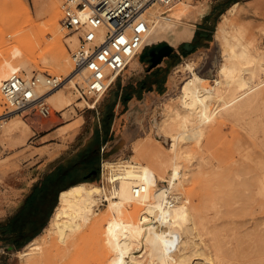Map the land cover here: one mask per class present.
Listing matches in <instances>:
<instances>
[{
    "label": "rangeland",
    "instance_id": "obj_1",
    "mask_svg": "<svg viewBox=\"0 0 264 264\" xmlns=\"http://www.w3.org/2000/svg\"><path fill=\"white\" fill-rule=\"evenodd\" d=\"M26 1L29 5V14L17 16L15 12L16 29L7 27L12 22L8 24V20L4 19L12 16L14 10L11 8L0 10V24L4 26V31H0V58H3L5 44L12 43L17 35L23 36L26 40L36 36H39L42 42L45 40L39 30L41 26H45L48 15L37 14L40 0ZM194 1L185 0V3L179 5L194 4ZM63 2L64 0L61 4L59 22L62 28V42L66 47L69 60L61 66L54 67L41 60L34 65L33 74L36 72L65 74L72 68L70 53L76 45L72 46L70 42V36L74 34L62 24ZM163 9L164 7L157 3L148 10V13L153 18L151 11L162 13ZM229 15L232 20L228 26L233 31L235 28L232 24L242 26L241 40L247 48L264 53V0H240L235 10L230 11ZM221 18L222 14L217 20L210 41L183 53L173 65L168 67L164 74L163 92L160 94L154 91L150 95L147 92L145 99L130 101L132 97L125 98L126 94L123 93L119 98L121 82L127 77L129 69L126 68L120 74L118 81L111 85L94 107H89L88 99L79 96L67 84L61 89L68 94L71 104L64 107V110L55 108L50 96L48 98L52 108L50 115L44 116L27 111L8 113L6 115L8 122H4V125H7L10 119L21 120L22 124L20 123V128L18 127L12 134H2L0 124V216L9 217L16 212L25 195L59 160L72 155L89 141L95 140L98 121L103 119L116 100L120 99V105L115 107L112 130L105 134L109 137L105 146L106 159L134 158L137 155L135 144L149 139L162 147L169 146L171 139L159 133L156 125L162 117L166 103L178 100L183 81L194 73L210 79L220 77L218 71L224 56L223 46L216 37V30ZM233 21L234 23H231ZM181 23L183 22H177L176 26ZM164 36L161 37L162 39L150 38L147 46L163 40H173L169 33L166 37ZM182 49L184 47H181ZM240 57L244 65L249 63L246 54ZM138 58L141 59L140 56ZM190 60L194 61L193 68L176 69ZM249 71L246 70V75L251 80ZM20 73L27 76L33 75H29L25 68ZM255 78V82L261 78L264 79V71ZM148 79L149 77H146L144 81ZM130 87L127 86L128 94H131ZM258 90L263 91V96L253 105L246 107L243 113L240 112L241 114L238 113L229 119L223 114L220 115L221 113L216 114L202 124L204 132L200 136V141L193 138L189 143L190 154L181 158L182 168L188 179L184 184H179V189H176L180 191L182 198H188L191 203L201 205L204 216L212 226L214 225L211 235L210 233L208 235L213 238L212 241L218 243V246L228 251L234 263L237 262L239 222L244 214L251 213L254 193V156L264 151V80L258 86ZM126 101H130L128 105H124ZM6 111L2 95L0 114H5ZM102 171L101 165V175L94 176L89 181L102 183ZM107 202L106 199L99 202L97 217L104 214ZM132 207L131 202L129 208ZM141 208L146 209L141 204L138 215L148 214ZM87 224L82 230L84 232H80L75 240L68 244L62 243L55 235L44 243L42 248L35 250L33 254L35 259L26 262V259L20 256L21 248L14 253H8L9 259L6 264H108L111 261L110 258L112 259L113 251L105 242L106 232L103 231L106 230V224L102 225V229H98L101 225L97 228V224L96 226ZM216 232L217 235H215ZM143 250V247L133 249L136 254ZM143 258L145 264H154L150 262L146 253ZM155 263L157 264L158 261L156 260Z\"/></svg>",
    "mask_w": 264,
    "mask_h": 264
},
{
    "label": "bare ground",
    "instance_id": "obj_2",
    "mask_svg": "<svg viewBox=\"0 0 264 264\" xmlns=\"http://www.w3.org/2000/svg\"><path fill=\"white\" fill-rule=\"evenodd\" d=\"M184 1L176 0L169 13L151 11L153 20L147 41L152 37H163L171 28L175 29L178 39L191 36V24L183 20L185 8L179 5ZM61 4L62 0H40L37 7L38 15H48L45 26L39 30L46 40H43L44 46L39 36L26 40L21 35L5 44L3 58H0V98L3 95L1 82L12 73L25 68L31 75L35 71L34 65L41 60L52 67L69 60L61 36ZM237 4L222 14L216 30L224 56L218 71L220 77L210 79L194 73L183 81L178 100L166 103L163 108L156 125L159 133L171 139L170 145L162 147L151 139L138 142L134 158L104 161L102 183L81 181L61 190L59 202L44 231L19 251L26 262L35 259V250L42 248L53 236L57 235L62 243L68 244L84 232L87 223H91L97 224V228L101 225L98 229L104 224L107 226L103 231L106 232L105 242L113 251L108 264H145V253L154 264L156 260L157 264H264V151L255 154L253 160V202L250 215L244 214L239 222L237 262L234 263L228 251L208 235L214 225L204 216L201 205L191 203L188 198H181L171 206L165 205L168 191L179 193L178 185L188 179L181 158L190 154L189 143L193 138L200 141L204 132L202 124L220 113L227 119L235 117L263 96V91H257V88L264 79L255 82V77L264 71V53L247 48L241 40L242 26L232 24L235 31L228 26L232 20L229 13ZM4 8L14 10L11 18H4L8 24L12 22L7 26L10 28H15V12L17 16L29 14L26 0H0V10ZM196 9L191 14H196ZM177 22H184L185 27L176 29ZM0 31H4L1 24ZM70 42L72 46L77 45V36L71 35ZM244 54L249 62L246 65L240 60V55ZM193 66L194 61L190 60L178 69ZM246 70H250L251 80ZM61 88L49 95L58 110L71 104L68 94ZM6 115L0 114L1 132L12 134L22 121L10 119L4 125L8 122ZM139 182H145L147 188L135 197L132 188ZM103 199L108 201L107 207L104 214L97 217V207ZM131 202L133 207L129 208ZM141 204L146 208L141 209L151 214V218L147 214L138 215ZM135 247L144 250L136 254Z\"/></svg>",
    "mask_w": 264,
    "mask_h": 264
},
{
    "label": "built area",
    "instance_id": "obj_3",
    "mask_svg": "<svg viewBox=\"0 0 264 264\" xmlns=\"http://www.w3.org/2000/svg\"><path fill=\"white\" fill-rule=\"evenodd\" d=\"M176 0H64L62 24L77 36L71 49L68 74L14 72L1 82L6 113L33 112L50 115L49 95L69 84L88 106L97 105L130 61L149 44L152 23L148 10L155 4L171 10ZM147 188L139 182L132 188L139 197ZM181 193L168 191L165 205H174ZM149 218L152 217L151 214Z\"/></svg>",
    "mask_w": 264,
    "mask_h": 264
},
{
    "label": "crops",
    "instance_id": "obj_4",
    "mask_svg": "<svg viewBox=\"0 0 264 264\" xmlns=\"http://www.w3.org/2000/svg\"><path fill=\"white\" fill-rule=\"evenodd\" d=\"M239 1L240 0H195L194 4L181 5V7L185 8L183 19L185 22L191 24V31L193 30L191 32V36L188 38L178 39L175 29H168L164 37H166L167 33H169L171 34L173 40H163L160 42H168L173 46V50L170 55L164 56L160 62L152 67L150 66L151 61L148 58L141 57L144 50L149 47L146 46L138 55L141 59L137 56L132 59L126 67L129 69L127 71V77L121 82V90L119 89L118 94L119 98H121L123 93H125V98L130 96L132 97L130 101L143 100L146 98L147 92H149L150 95L154 91L159 94L162 93L165 71H167L169 66L175 63V60L179 59V57L183 55L184 49L181 50V47H184L185 42L188 40L193 41L195 47L210 41L219 16L223 14L229 6L231 7ZM194 7L197 8L196 14H191V11L195 10ZM183 26L185 27L184 22L178 24L176 29H183ZM176 69H178V67ZM119 76L114 83L118 81ZM146 77H149L148 81H144V78ZM128 85L131 86V94H128ZM119 102L120 99L114 101L110 110L103 116V119L98 121L95 130V134L97 136L95 140L93 139L89 141L85 146L81 147L72 155L59 160L51 169L46 171L42 178L25 195L22 204L16 212L12 213L9 217L0 216V264H6V261L9 259L8 253H14L19 249L24 248L33 238L41 234L40 232L48 225L47 223H49L59 202V194L61 190L68 188L72 184H76L81 181H89L90 178L101 175V165L103 168V163L107 160L105 158L107 154L105 152V146L109 140V137L105 134L111 132L112 130L115 107L116 105H120ZM129 102L124 105H128ZM96 146L100 147L99 159L98 161H93V163L91 161L90 151ZM50 176H59V191L55 195V201H53V203L50 201L48 204H44L42 211L37 213L38 217L47 220V222L36 235L32 236L35 230H31L29 227L30 223H27L26 221L22 222L20 216L21 213H23V211L25 212L33 202V193L37 192L39 189L41 180Z\"/></svg>",
    "mask_w": 264,
    "mask_h": 264
},
{
    "label": "trees",
    "instance_id": "obj_5",
    "mask_svg": "<svg viewBox=\"0 0 264 264\" xmlns=\"http://www.w3.org/2000/svg\"><path fill=\"white\" fill-rule=\"evenodd\" d=\"M99 151V146L93 147L91 149L90 157L92 159V162L98 161L100 153ZM59 179V176H50L48 178H43L39 184V189L37 190V192L33 193V202L30 204V207H28L29 209L27 208L25 212L23 211V213H21V221L30 223L29 227L31 228V230H35L32 236L36 235L42 229L43 225L47 222V220L38 217L37 213L42 211L44 204H48L50 201L53 203V201H55V195L59 191Z\"/></svg>",
    "mask_w": 264,
    "mask_h": 264
},
{
    "label": "water",
    "instance_id": "obj_6",
    "mask_svg": "<svg viewBox=\"0 0 264 264\" xmlns=\"http://www.w3.org/2000/svg\"><path fill=\"white\" fill-rule=\"evenodd\" d=\"M193 48H194L193 42L186 41L184 44V53H186L188 50H191ZM172 50H173V46L168 42H159L150 48H146L142 53L141 57L145 58L146 56H148V59L151 61L150 66L152 67L156 65L158 62H160L164 58V56L170 55Z\"/></svg>",
    "mask_w": 264,
    "mask_h": 264
},
{
    "label": "flooded vegetation",
    "instance_id": "obj_7",
    "mask_svg": "<svg viewBox=\"0 0 264 264\" xmlns=\"http://www.w3.org/2000/svg\"><path fill=\"white\" fill-rule=\"evenodd\" d=\"M153 45H150L148 48L152 47ZM145 58H148V56H146Z\"/></svg>",
    "mask_w": 264,
    "mask_h": 264
}]
</instances>
